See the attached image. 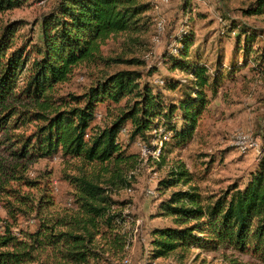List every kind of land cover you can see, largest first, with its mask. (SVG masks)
Segmentation results:
<instances>
[{"label":"trees","instance_id":"trees-1","mask_svg":"<svg viewBox=\"0 0 264 264\" xmlns=\"http://www.w3.org/2000/svg\"><path fill=\"white\" fill-rule=\"evenodd\" d=\"M28 1L0 0V13ZM36 1L50 3L37 21V39L20 33L25 25L21 20L0 30V154L4 157L0 161V196H15L20 203L16 206L6 200L9 220L0 213V264H99L106 254L124 252L127 245L126 204L113 198V190L85 174L70 176L76 210L54 221H40L34 231H15L19 211L39 212L54 202L51 195L44 194L37 205H30L33 200L9 187V181L37 187L39 181L25 175L29 163L58 153L85 164H101L106 171L112 165L118 176L135 159L120 141L124 128L130 140L140 137L151 148V141L159 139L153 131L163 126L172 133L174 146L185 145L198 127L209 94L216 95L223 83V66L219 63L215 69L200 57L193 60L194 33L183 28L175 37V47L163 58L171 69L185 71L190 77L179 101H167L160 89L142 81L143 74L136 69L104 73L83 93L60 94L58 85L68 82L80 64L103 60L146 65L137 58L104 60L102 45L113 36L141 32L152 5L144 0ZM246 12L264 13V0H256ZM233 32L237 46L244 42L248 56L256 33L232 24L223 34ZM258 59L264 62V46ZM161 83L171 90L180 81L165 77ZM101 104L109 108L113 104L118 111L104 126L96 122ZM169 141L156 159L160 166L167 163ZM193 176L184 161L176 160L157 184L162 195L179 185L190 187L176 189L161 200V212L173 221L153 229V257H167L177 250L184 254L192 248L201 252L233 249L264 263V161L243 187L234 183L218 194H204L192 183ZM110 180L116 185L113 177ZM119 180L129 184L121 174Z\"/></svg>","mask_w":264,"mask_h":264},{"label":"rangeland","instance_id":"rangeland-1","mask_svg":"<svg viewBox=\"0 0 264 264\" xmlns=\"http://www.w3.org/2000/svg\"><path fill=\"white\" fill-rule=\"evenodd\" d=\"M144 1L152 5L146 13L144 29L132 36L120 34L111 37L102 45V54L104 60L118 57L137 58L145 60L146 65L103 60L80 64L74 69L68 82L58 85V93H83L104 73L136 69L142 72V81H149L160 89L167 101H179L190 83V77L185 71L171 69L170 64L163 58L167 51L175 47V37L183 28L192 29L194 33V44L190 49L193 60L200 57L202 63L205 62L215 69L219 67V63L223 66V83L218 93L214 96L209 94V103L198 127L185 145L174 146L173 139L167 143L169 150L166 165L160 166L151 149L159 144V140L153 139L150 148L140 137L130 140L128 131L120 134L123 149L135 158L131 165L124 166L119 173L127 178L128 185L119 180V174L115 175L112 165L109 166L111 171H106L101 164H85L80 159L65 157L62 153L31 161L25 175L31 180L39 181V185L31 187L24 182L11 180L8 186L18 189L20 195L33 200L28 202L30 205H37L44 194L51 195L54 203L39 212L19 211L14 230L21 228L34 231L42 220L52 221L68 213L72 214L77 206L74 204L75 187L69 177L85 174L113 190V198L126 204L125 251L106 254L99 264H151L153 261L161 264H264L250 254L233 249L201 252L198 248H192L184 254L177 250L167 257L154 258L152 255L153 229L170 225L173 221L171 216L161 212V200L176 189L190 187L179 185L166 191L165 195L158 192L159 180L168 173L174 161L185 162L194 174L192 183L198 185L207 195L218 194L234 183L243 187L264 161V62L258 59L264 46V13L247 14L246 10L256 0ZM186 2L189 6H186ZM49 5V1L29 0L20 8L1 12L0 30L11 21L21 20L25 25L21 27L20 33L34 35L37 39V21ZM161 19L164 23L163 29L159 31L158 21ZM232 24L256 33V40L248 56H245L243 50L244 42L237 46L234 32L231 36L223 34L226 27ZM153 67L157 69L151 73L150 69ZM210 73L212 75L213 72ZM165 77L180 81V84L170 90L161 83ZM111 105V108L106 104L99 105L101 114L96 121L99 125L108 124L116 116L117 106ZM176 123L180 127L179 117ZM240 133L249 134L257 143L247 153H242L235 144ZM145 144L149 149L147 151H144ZM2 159L4 157L0 154V161ZM133 167L134 173L131 174L129 171ZM111 177L116 185L110 180ZM128 188H132V191H128ZM149 188H155L156 194L149 195ZM7 199L16 206L20 205L15 196L3 193L0 196V213L4 219L9 218L5 207ZM26 209L29 210V207L26 206ZM10 221L12 222L11 218ZM2 229L1 227L0 230ZM45 257V254L42 255L41 261ZM125 259L128 260L127 263H124Z\"/></svg>","mask_w":264,"mask_h":264},{"label":"built area","instance_id":"built-area-1","mask_svg":"<svg viewBox=\"0 0 264 264\" xmlns=\"http://www.w3.org/2000/svg\"><path fill=\"white\" fill-rule=\"evenodd\" d=\"M163 23H164V20H162V19L158 21L159 31H161L163 29ZM126 131H127V129L124 128L122 132H126ZM153 132L155 134L159 135V139H158L159 144L154 145V147L151 149L153 150L155 159H159L162 147H163L165 141L170 140L172 133L170 131H166V129L163 128L162 126H160L157 130H154ZM235 144L237 145L238 149L242 153H247L248 149L257 145V143L249 136V134H245V133H240L239 135H237ZM147 150H149V149L147 148V145L145 144L144 145V151H147ZM263 156H264V151H263ZM130 173L133 174L134 171H131ZM129 177H131V175H129ZM128 191H132V188H128ZM147 193L149 195L153 196L156 194V189L155 188H149L147 190ZM127 262H128V260L125 259L124 263H127ZM151 264H161V263L158 261H153Z\"/></svg>","mask_w":264,"mask_h":264}]
</instances>
